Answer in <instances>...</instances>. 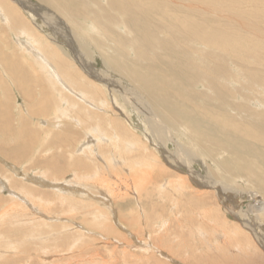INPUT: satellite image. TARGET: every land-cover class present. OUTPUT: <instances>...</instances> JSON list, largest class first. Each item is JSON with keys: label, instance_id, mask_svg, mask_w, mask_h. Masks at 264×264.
<instances>
[{"label": "bare ground", "instance_id": "1", "mask_svg": "<svg viewBox=\"0 0 264 264\" xmlns=\"http://www.w3.org/2000/svg\"><path fill=\"white\" fill-rule=\"evenodd\" d=\"M37 1L0 0V264L74 252L75 264H264V0ZM85 179L126 207L71 186ZM155 193L189 232L159 221ZM245 204L246 234L228 221L248 219ZM211 228L227 243L215 254ZM84 230L120 243L122 262L113 247L105 261Z\"/></svg>", "mask_w": 264, "mask_h": 264}, {"label": "rangeland", "instance_id": "2", "mask_svg": "<svg viewBox=\"0 0 264 264\" xmlns=\"http://www.w3.org/2000/svg\"><path fill=\"white\" fill-rule=\"evenodd\" d=\"M34 1V4H36V6L38 7V6H40V5H42V4H40V2L39 1H37V0H33ZM20 9V8H19ZM28 11V10H27ZM25 12V16H26V18L29 20V21H31V22H33L34 23V27H36L38 24H41L42 25V23H43V20H37V18L35 17V15L33 14V13H30L29 11V13L28 12H26V11H24ZM34 19L36 20V22H37V24L35 23V21H34ZM36 24V25H35ZM31 25H33V24H31ZM37 29L36 30H38L39 28H38V26L36 27ZM49 31L48 32H44V34H46V37H48L51 41H52V43H54V45H56L55 43H57V44H59L60 43V45H61V47H59L58 45V49L60 50V52L61 53H63L62 55H66V56H68L67 58H68V60H69V62H73V58L72 57H74L75 55H74V52H71L72 54H69L70 52V50H69V48L66 46V44H61V42H59V41H61V40H59V41H57V39L54 37V34H53V31L51 30V28H47ZM52 33H51V32ZM50 32V33H49ZM8 32H6V35H7V39H9L10 37H11V35L10 34H7ZM49 34H50V36H49ZM5 35V36H6ZM53 37V38H52ZM58 37V36H57ZM12 38V37H11ZM55 40V41H54ZM13 42V41H12ZM68 50H67V49ZM67 51V52H66ZM93 64H95V66H96V68L98 69V70H101V71H103L104 70V67H102V60L99 58L98 59V61H96L95 63H94V61H93ZM103 68V69H102ZM4 81H6V83L9 85L10 83L9 82H7V80H4ZM16 92V93H15ZM11 93H12V104H13V110L14 109H21V107H25V101H24V98L22 97V95H20L16 90H12L11 91ZM14 93L16 94V95H14ZM14 95V96H13ZM18 96V97H17ZM21 96V97H20ZM17 104V105H16ZM22 104H24V105H22ZM17 107H16V106ZM16 110L14 111V112H11V116H12V118H14V120L16 119L15 117H16V115H17V113L18 112H16ZM132 124H133V126H134V130L140 135L141 134V136L142 137H144V139L145 140H148V139H150V138H148V136H146L145 134H144V132H142V128H140V120H139V118H138V116H137V114H133L132 115ZM28 121H29V119H28ZM14 122H16V121H14ZM47 123V121H45L43 118H39V119H37V117L36 118H34L33 119V121L31 122V123H33L34 125L35 124H40V123ZM41 123V124H42ZM44 125V124H43ZM46 126L48 125V123L47 124H45ZM139 128V129H138ZM137 129V130H136ZM0 138H3L2 136L0 137ZM183 142H184V139H183ZM173 150V149H172ZM4 164L2 163V162H0V166H3ZM8 165H12L11 163L10 164H8ZM7 166L5 165V168H6ZM27 166H26V164L25 165H23L22 166V168H20V170L23 172V171H26V168ZM196 167V169L199 171V172H201L202 170L200 169V167L198 166V165H196L195 166ZM24 168V169H23ZM7 169V168H6ZM39 170H36L35 172H31V174H32V176H35L36 175V173H37V175H39ZM35 175H34V174ZM182 174V176H177V180L179 181L180 179H182V177H184V179H185V177H186V175L184 174V173H181ZM177 175V174H176ZM39 176H42L43 177V175L42 174H40ZM136 176H138V178H141V176L140 175H136ZM189 176H190V174H189ZM72 176L71 175H69L68 176V181H70V182H72V181H77V180H74L73 178H71ZM45 179L47 178V177H44ZM47 180H50L49 178H47ZM72 180V181H71ZM141 182H142V184L144 185V189H148V190H150L151 189V191L152 190H154L155 189V187H154V185H156V180H153L154 182H152V180H150V181H144V179H142V180H140ZM140 181H138L139 183H141ZM143 181H144V183H143ZM177 181V187L179 186L180 188H178L179 189V191H181L182 190V185H183V182H181V181H183V180H180L179 182ZM63 182V181H62ZM78 182V181H77ZM132 182H134L135 183V181H132ZM166 182V181H165ZM165 182H163V183H165ZM171 182V181H170ZM101 182H99V181H97V180H87V179H85V180H81L80 181V184H77V183H72L71 184V186H74V188H79V189H82V190H84V191H86L87 192V194L89 195V196H87V197H91V199H93V198H95L96 197V195H97V197L98 198H100L101 197V199H108L107 200V202L110 200H112V202L113 203H118V204H123L122 203V200L121 199H115V198H113V195L111 194V192H108L109 191V189L107 190V187H105L104 188V185L103 186H101V184H100ZM149 184V185H148ZM151 184H153V185H151ZM166 184V183H165ZM83 185V186H82ZM143 185H141V186H143ZM164 185V184H163ZM146 186V187H145ZM147 186H148V188H147ZM193 187V186H192ZM96 188H99V189H96ZM142 188V187H141ZM150 188V189H149ZM154 188V189H153ZM102 189H103V191H102ZM173 189L172 187L171 188H169V189H167V191L170 193V191ZM185 189L187 190V188L185 187ZM194 189V188H193ZM186 190H184L183 191V193H189V190L188 191H186ZM107 191V192H106ZM108 193V194H107ZM6 195H9V193L7 192V193H5ZM178 194V193H177ZM110 195V196H109ZM112 195V196H111ZM104 196H105V198H104ZM175 196V195H174ZM129 198L133 201V202H135L136 204H137V200L135 199V196H133V195H131V196H129ZM156 198V199H155ZM173 199H175V198H173ZM152 200L153 201H155V202H157V203H159L162 207V209H158V214L159 215H161L160 216V218H159V221H164V218H165V216H168V218H169V222H168V224H167V226H168V229L169 228H173L174 227V225L176 224V222L179 224V228L181 229H183V230H181V232H182V234H186V232H189V228H190V223H183V220H182V218L181 217H179L180 216V214L175 210V208H172V206H173V204L171 203H169L168 201H166V200H160L159 199V197L157 196V194L155 193L154 194V196H153V198H152ZM164 201V202H163ZM148 202L149 203H151L150 202V200H148ZM117 204V206H119L118 207V209L120 208V205H118ZM123 206V205H122ZM165 206V207H164ZM124 207H126V206H123V208ZM247 207V208H246ZM249 207V205L248 204H245V208H244V210L247 212V215H248V210L250 211V216L248 217V219H245L244 221L243 220H237L235 217H233V216H229V218H228V221L231 223V224H237V226L238 227H240V229L242 230V231H244L245 232V234H246V230H243V227H245V226H252L253 225V219L255 220V218H253L254 216H255V213H253L254 211L252 210V208L250 207V208H248ZM172 208V209H171ZM175 211H174V210ZM222 209H223V213H225L226 214V211H225V209H224V207L222 206ZM172 212H171V211ZM172 213H175L174 215L172 214ZM252 213V214H251ZM170 215H172V216H170ZM179 215V216H178ZM227 215V214H226ZM252 215V216H251ZM116 216H117V218L119 219V216L118 215H115V217L112 219L113 221H112V223H113V226L115 227L114 229H116V230H118V231H121L122 232V230H123V234L131 241V243L135 246V247H137L138 245L136 244V239H132V237L130 236V232L129 231H125L124 229H120V224L118 223V221L116 220ZM162 216H164V218L162 217ZM175 216V217H174ZM64 217H66V218H71L70 216H64ZM77 217V219H81V215H79V217L78 216H76ZM177 217V218H176ZM231 217V218H230ZM60 218V217H59ZM174 218H176V219H174ZM246 218V217H245ZM250 218L252 219V220H250ZM60 219H62V218H60ZM177 220V221H176ZM249 220V221H248ZM63 221V220H62ZM78 222H80V221H78ZM253 222V223H252ZM240 223V224H239ZM243 223V224H242ZM246 223V224H245ZM182 224V225H181ZM245 224V226H243L242 227V225H244ZM171 225V226H170ZM181 226V227H180ZM184 226V227H183ZM186 227V228H185ZM201 228H204V225L203 226H200ZM118 228V229H117ZM185 228V229H184ZM188 228V229H187ZM213 234H214V236L212 237V239L210 240V242L209 243H207L209 246H211V245H213V253L214 252H216L217 250H216V248H218V247H223L224 245L225 246H227V243H226V241L224 242V240H222L221 241V243H219L220 242V239L218 240V238H216L217 237V235H219L220 234V232H219V234H218V229L216 228V229H213V228H211V229H209ZM84 231H86V230H84ZM216 232V233H215ZM88 230L86 231V238L88 237V238H91V240L92 239H97L98 240V242H96V244H97V246H100L99 248L101 249L100 250V253H101V251H102V255H103V257H104V252H105V257H106V259H105V261H108V259H109V257H110V255L111 254H109V253H107V249H111L112 247H113V244H111V245H108V244H106V240H108V238H104V239H102V237H100V236H95V235H90V233H89V235H88ZM249 232H247V235L249 236V237H251L250 235H251V233H249ZM90 236V237H89ZM216 236V237H215ZM147 237V238H146ZM145 238H143V240L144 239H146V241H148V235L146 236ZM196 237H198V238H195L194 237V239H191L190 241H192V243H195V244H198L200 241H199V235L198 236H196ZM98 238H100V239H98ZM136 238V237H135ZM216 238V239H215ZM102 239V240H101ZM106 239V240H105ZM137 239H138V237H137ZM172 239V238H171ZM99 240H101L100 242H99ZM118 240H122V239H118ZM173 240H174V238H173ZM216 240H217V242H216ZM175 241V240H174ZM197 242V243H196ZM215 242V243H214ZM101 243V244H100ZM214 243V244H213ZM217 243V244H216ZM226 243V244H225ZM106 244V245H105ZM118 244V243H117ZM221 244H224V245H221ZM118 250H117V248H115V247H113V248H115L116 249V254H117V256H116V254L114 255V256H116V259L117 260H119V261H121V260H123V257H121V256H123V252H124V250H123V246L119 243L118 245ZM215 246V247H214ZM98 248V249H99ZM112 248V249H113ZM204 247H202V249H203ZM206 248V247H205ZM214 248H215V250L216 251H214ZM134 250V251H133ZM136 251V252H135ZM138 252L140 253V249H138V248H136V249H132L131 250V252L130 253H135V254H138ZM75 253V254H74ZM73 254H70V255H66V254H64V255H52V254H50L49 256L50 257H48L49 258V260H47V257L44 255V257H42L43 255H41V257H39V258H41V259H36L39 263L40 262H42V263H40V264H43V262L45 261H47L46 262V264H69V263H71V264H75V263H78V258H77V255H78V253L77 252H74ZM157 254V253H156ZM215 254V253H214ZM230 254H232V253H230ZM72 255H75L74 257H72ZM57 256V257H56ZM66 256V257H65ZM158 257H161L163 260H166L167 258H165V257H163L162 255H160V254H158L157 255ZM7 257V256H6ZM60 257H62L61 259H60ZM68 257V258H67ZM108 257V258H107ZM187 257H189V256H187ZM44 258V259H43ZM46 258V259H45ZM73 258V259H72ZM111 258V257H110ZM85 259V261H87L86 260V257H84L83 258V260ZM114 259V258H113ZM44 260V261H43ZM76 260V261H75ZM192 260V261H191ZM48 261H49V263H48ZM69 261V262H68ZM188 264H195V263H193V259H188ZM44 262V263H45ZM66 262V263H65ZM80 262H82V261H80ZM79 262V263H80ZM95 262H98V264H103L102 262L103 261H99V260H96ZM122 262V261H121ZM86 263V262H85ZM169 264H173L172 262H168ZM201 263H203V262H201Z\"/></svg>", "mask_w": 264, "mask_h": 264}]
</instances>
